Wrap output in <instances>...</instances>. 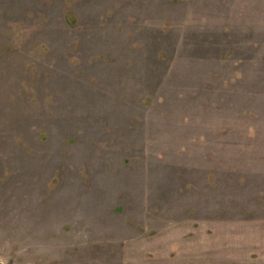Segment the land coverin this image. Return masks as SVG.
Returning a JSON list of instances; mask_svg holds the SVG:
<instances>
[{"label": "rangeland", "instance_id": "374dc122", "mask_svg": "<svg viewBox=\"0 0 264 264\" xmlns=\"http://www.w3.org/2000/svg\"><path fill=\"white\" fill-rule=\"evenodd\" d=\"M0 262L264 264V0H0Z\"/></svg>", "mask_w": 264, "mask_h": 264}, {"label": "water", "instance_id": "95a60500", "mask_svg": "<svg viewBox=\"0 0 264 264\" xmlns=\"http://www.w3.org/2000/svg\"><path fill=\"white\" fill-rule=\"evenodd\" d=\"M0 264H3L2 262H0Z\"/></svg>", "mask_w": 264, "mask_h": 264}]
</instances>
